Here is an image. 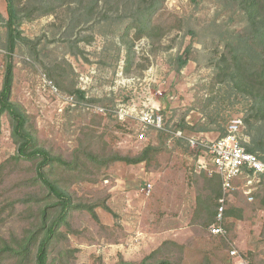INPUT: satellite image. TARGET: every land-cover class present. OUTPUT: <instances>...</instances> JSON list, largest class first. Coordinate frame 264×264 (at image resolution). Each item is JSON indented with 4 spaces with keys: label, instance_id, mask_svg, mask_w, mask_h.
Returning <instances> with one entry per match:
<instances>
[{
    "label": "rangeland",
    "instance_id": "1",
    "mask_svg": "<svg viewBox=\"0 0 264 264\" xmlns=\"http://www.w3.org/2000/svg\"><path fill=\"white\" fill-rule=\"evenodd\" d=\"M13 1L25 41L12 57V100L26 112L40 146L68 161L79 155L85 171L82 176H56L69 186L74 203L91 206L106 202L120 216L117 221L97 208V214L112 218L113 224L108 226L99 215L101 224L87 210L73 211L69 221L75 234L63 228L61 233L68 240L60 237L52 255L69 246L77 251L72 264H99V258L106 264L100 249L126 243L132 236L134 242L139 237L145 242L137 256L141 260L171 239L187 248L182 264H233V249L248 264H264V210L255 195L264 181L253 188L245 177L236 181L229 203L243 209L245 216L242 220L228 218L223 222L225 235L214 236L195 219L201 186L198 176L205 173L198 169L200 153L183 141L172 139L169 143L170 137L161 131L143 129L133 118L122 119L116 113L137 116L159 109L169 129L212 140L234 119H245L250 103L231 88L213 82L224 42L245 26V16L225 0H165L161 14L172 18H160V22L181 28H173L161 39L135 41L129 55L127 48L134 41L135 30H128L133 19L123 3L121 11L111 0L91 13L87 12L90 0L84 4L76 0ZM0 14L8 19L7 0H0ZM6 40V24L0 20V92L8 57ZM183 57L188 59L184 67L180 62ZM78 92L84 94L83 99ZM67 97H74V103ZM250 141L246 128L244 145ZM149 146L161 148L158 162L154 161L149 171L145 163L105 166L115 153L135 157ZM88 152L98 161L87 158ZM16 154L10 119L4 116L0 166ZM140 168L144 170L138 174ZM35 169L30 162L11 161L6 166L0 186V247L34 228L39 207L27 209L21 201L29 198L34 203L47 193L33 184ZM149 183L153 186L150 194ZM251 188L253 201L246 195ZM116 223L122 228H116ZM102 225L110 229L104 230ZM4 264L14 263L7 259Z\"/></svg>",
    "mask_w": 264,
    "mask_h": 264
},
{
    "label": "trees",
    "instance_id": "2",
    "mask_svg": "<svg viewBox=\"0 0 264 264\" xmlns=\"http://www.w3.org/2000/svg\"><path fill=\"white\" fill-rule=\"evenodd\" d=\"M225 1L227 6L231 5L235 11L245 16L246 24L225 40L223 51L215 62L213 82L214 85H225L231 88L250 103L249 114L245 117L244 122L251 141L245 147L248 152L260 156L264 161V0ZM75 2L84 4L87 0H76ZM90 3L91 6L87 12L92 13L103 3L111 4V0H90ZM114 3L117 4L118 10L123 3L125 12H129L128 16L133 19L131 25H128L129 31L135 30L134 41L129 43L127 48L129 55L134 52L135 41L142 38L161 39L173 28H181L180 25L174 24L169 27L160 22V18L168 21L172 18L171 15L161 14L165 9V0H114ZM7 13L8 19L0 14V20L5 22L7 28L5 47L8 51L3 88L0 92V131L2 117L7 116L12 126V138L17 145V154L0 166V186L4 183L5 169L8 163L11 161L17 164L30 162L36 165L33 184L41 186L47 193L44 197L35 200L34 203H31L32 199L29 198L21 201L27 206V209L33 206L39 207L34 228L26 229L22 236L16 237L11 243H4L0 247V264H4L7 259L12 260L14 264H67L68 262L72 264L77 251L69 246L57 250L56 256L52 255V248L60 237L64 236L68 240L67 235L61 233L63 228H66L68 234H75L69 221L71 213L78 209L87 210L100 224V218L96 212L99 207L117 221L120 216L106 202L91 206L74 203L67 188L69 186L62 185L63 178L56 176L60 174L72 176L76 173L82 176L85 171L80 165L79 155L72 161H68L40 146L26 112L20 105L13 102L15 65L12 57L19 43L25 39L20 29L19 11L13 0H7ZM177 19L175 18V20ZM178 22L182 23V21ZM180 62L182 67L187 65V57L180 59ZM78 93L83 99L84 94ZM164 134L169 137L168 134ZM160 153V147L151 146L135 157L115 153L105 161V166H111L116 162H124L128 165L145 163L146 169L149 171L151 164L154 161L158 162ZM86 157L93 162L98 161L93 152H88ZM198 180H201V186L198 188L196 198L195 219L201 222L203 229H208L217 221L219 199L223 195L222 181L220 176L208 177L206 173H201ZM262 184V189L255 195L260 209L264 210V183ZM15 203L14 206H11L12 213L16 208ZM44 203L46 204L43 206ZM244 216L243 209L236 204L227 203L224 221L228 218L242 220ZM101 228L110 229L104 225ZM116 228L121 229L122 227L116 223ZM186 249L185 245L168 239L141 261H127L120 255L119 261L115 264H182ZM98 260L99 264H105L102 258Z\"/></svg>",
    "mask_w": 264,
    "mask_h": 264
},
{
    "label": "built area",
    "instance_id": "3",
    "mask_svg": "<svg viewBox=\"0 0 264 264\" xmlns=\"http://www.w3.org/2000/svg\"><path fill=\"white\" fill-rule=\"evenodd\" d=\"M67 101L73 104L74 97H67ZM116 113L122 119L133 118L135 121H138L143 129H155L168 134L170 137L169 143L172 142V139L183 141L200 153L198 169L201 172H205L208 177L218 175L222 181L223 195L219 199L217 221L210 226L209 231L213 235L224 236L226 233L223 227L224 211L227 203L231 202L230 200L234 195L236 181L245 177L247 185L252 188L254 184L264 181V161L260 156L248 152L244 145L246 129L244 118L238 117L231 121L225 132L212 140L204 135L194 136L187 134L183 129H169L159 109L157 111L154 109L142 111L137 116L136 114L135 116L133 114L130 115L126 111H117ZM152 188V184L149 183L147 185L149 194ZM252 188L246 193L249 201L254 200ZM230 256L233 259V264H248L236 249L230 252Z\"/></svg>",
    "mask_w": 264,
    "mask_h": 264
},
{
    "label": "crops",
    "instance_id": "4",
    "mask_svg": "<svg viewBox=\"0 0 264 264\" xmlns=\"http://www.w3.org/2000/svg\"><path fill=\"white\" fill-rule=\"evenodd\" d=\"M142 168L139 169L138 174H141ZM99 215V214H98ZM104 215V214H103ZM100 216V215H99ZM103 220L105 219V224L108 226H112L113 221L112 218H110L109 214H106L104 216H100ZM123 226H126L125 219L123 220ZM126 231L130 232L128 228L126 227ZM138 234H143L141 231L137 232ZM140 238V237H139ZM138 238H134L136 242L132 241V236H130V239L126 243H118V244H107L105 247H102L100 249V252H102L104 260L107 262L106 264H115L119 261L120 255L124 257L127 261H139L141 260V257L138 258L139 252L145 248V242L141 241ZM143 257V256H142Z\"/></svg>",
    "mask_w": 264,
    "mask_h": 264
}]
</instances>
